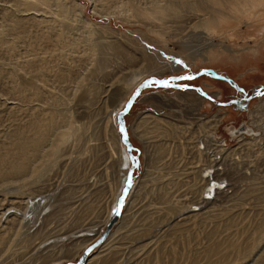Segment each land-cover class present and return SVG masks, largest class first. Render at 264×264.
<instances>
[{"label": "rangeland", "instance_id": "374dc122", "mask_svg": "<svg viewBox=\"0 0 264 264\" xmlns=\"http://www.w3.org/2000/svg\"><path fill=\"white\" fill-rule=\"evenodd\" d=\"M25 1L0 0V28L19 16L14 8L23 7L24 5L19 3ZM77 2L83 5L81 10L84 16L103 24L107 22L110 28L101 29L100 35L111 41L110 45L117 47L104 56L97 57L99 59L96 63L105 67L100 73H91L95 65L85 59L86 56L74 59L62 57L59 53L61 43L55 38L44 39L34 51L31 75L42 78L44 82L46 80L48 85L42 88L39 94H33L30 90L28 93H19L13 86L16 82L15 71L9 61L13 59V30L5 26L4 32L0 34V167H9L20 150L17 141L13 144L14 132H17L15 130L18 127L19 132H24L29 139H34L37 135L33 128L36 120L47 123L53 118L54 125L57 122L66 124L63 120L66 110L71 112L69 121H73L75 125L80 123L87 126L81 136L75 139L71 137L63 148L48 157L50 145L58 138V132L50 131L43 145L44 149H41L43 152H39L37 160H33L34 164L28 169V178L20 176L18 179L16 177L17 180L0 183L1 212L21 203L16 206L19 209L20 205H26L25 201L27 203L32 196L36 199L45 196L48 204L52 205L45 212L44 221L26 219L29 207L21 206V221L23 226L26 223L27 227L24 226L25 232L20 230L21 233L13 235L10 246L0 255V264L77 261L80 255L61 261L52 259L59 257L57 254L60 255L58 252L61 247L65 250L77 243L71 233L81 228L98 227L105 219L109 221L114 211L111 209L116 201L114 197L119 195L115 196V193L122 187L121 184L118 188L121 171L115 151L124 147L116 128L117 112L110 119V110L114 107H117V111L121 109L134 87L146 77L165 78L171 75L195 74L201 69L210 68L217 74L231 79L247 94L258 86H264V14L257 9L238 22L228 20L229 22L219 27L209 20V28L200 24L197 16L199 12H196L190 17L189 25L177 35H174L178 30L176 25L171 26L170 22L164 30L165 35H157L143 22L140 24L138 19L128 18V14L116 10L115 13L105 14L106 18H101L93 13L92 0ZM49 5L55 9L56 0H51ZM68 6L73 7L72 4ZM31 7L33 8V5ZM205 13L207 14L204 16L211 19L210 12ZM205 13L202 11L200 14ZM40 15L50 14L40 12ZM33 27H27L29 32L25 28L26 32L21 34L20 42L18 41L14 48L20 58L24 57L26 46L32 41L30 36L35 34L36 28ZM211 27H215V30ZM44 60L46 61L41 63ZM172 61L174 65L170 67ZM147 65L153 67L147 70ZM82 73H85V79L81 86L76 87L74 77ZM17 74L20 83L26 85L28 82L24 80H28L30 75L24 76L19 71ZM178 83L199 87L210 98L202 96L192 87L170 89L150 86L140 90L124 114L128 139L134 148L132 152H138L139 159L137 167L133 169L131 192L122 204L123 218L114 225V228L119 225L120 230L118 229V233L112 237L113 242L115 240L114 243H118V246L113 245L115 247L112 250L116 252L117 258L112 264H264V230H258L264 219V140L260 142L261 149L258 150L255 144L245 142L256 136L238 135L233 131L244 124L251 127L252 118L248 110L259 103L264 97V92L259 98H251L246 109L239 110L231 104H219L238 99L242 95L225 80L206 73ZM215 113L219 115V122L214 136L206 131L208 134L203 138V143L213 147V141L218 140L224 145L222 147L227 148L218 154H215L217 149L214 147V150H209L211 159L213 154L218 155L216 164H213L217 166L215 173H218V167L224 166L219 177H224L226 181H222L224 183L220 185L218 194L214 195L215 189L213 190L210 203L200 199L197 203L201 208H195L193 202L195 199L197 201L198 196L195 198L197 194L188 188L186 174L182 173L183 169L197 164L195 156V159H192V155L186 152L190 144L187 138L189 131L195 134L194 137L204 136L200 133L202 130L198 124ZM142 117L147 122H152L155 118L161 119L160 122L164 126H174L179 130H174L175 133L172 132L171 137H152L153 141L159 138L165 145V155L163 153L159 162L156 159L155 162L158 163L154 165L163 169L151 175L155 179L148 181L144 190L141 189V180L148 168L146 149L149 145L145 147L140 136L143 129ZM262 121L264 124V117ZM145 127L148 129V133L145 129L147 137L161 131L152 133V128L156 127L155 122L145 123ZM241 137L246 139L241 141ZM155 141L158 142L157 139ZM230 150L233 155L229 153ZM43 159H48L47 166L40 168ZM169 161L171 164L175 162V165H171ZM187 161H194V164L190 165ZM168 171L174 172L176 176L169 179ZM173 181H176L175 184ZM259 194L263 197L260 198ZM189 201H192V204ZM22 212H25V215ZM6 217L0 218V231L5 228L6 223H15L13 216ZM105 225L101 227L96 238ZM22 232L30 238L28 242L32 239L30 236L34 237L28 248L21 245L20 239L24 236ZM57 238L59 241L53 243V239ZM46 240V246L41 244L42 248H37L40 241ZM209 242L219 243L222 254L204 256L203 248L210 245ZM100 247H95L91 255L98 253ZM105 253L102 251L99 260ZM47 254H50L48 260L45 259ZM95 263L99 264L98 261L89 264Z\"/></svg>", "mask_w": 264, "mask_h": 264}, {"label": "bare ground", "instance_id": "6f19581e", "mask_svg": "<svg viewBox=\"0 0 264 264\" xmlns=\"http://www.w3.org/2000/svg\"><path fill=\"white\" fill-rule=\"evenodd\" d=\"M50 1L51 0H26L24 3H19V5L20 4L24 5L23 7L16 6L14 8L19 13V16L15 17L14 20H10V21L6 22V24L0 28V34H2L4 32L5 26H9L10 30H13V41H12L13 59L9 60V61L11 62V66L13 67V70L15 71L16 82H14L13 86H15L16 91L19 93L22 91H23V93H25V92L28 93V90H30V91H32L33 94H36V93L39 94L40 90L48 85V84L46 85L45 76H43L44 80H45V82H44L42 78L38 79L37 77L31 75L32 65H34V61H33V57L35 56L34 51L36 50L39 42L44 40V39H53V38L57 39L62 45V48L59 51V53L61 54L60 56H62V57H65L67 59H74V58H82L79 56H86L84 58L93 62L92 64L95 65L91 69V73H96V72L100 73L105 69V67L96 63L99 59L97 57L104 56L108 51L114 50V48L117 49L116 45H110L111 41L106 40L104 37H102L100 35L101 29L104 30L107 28V30H108V28H110V26L108 24H106L107 22H104V24H103V23H100L98 21L92 20L88 16H84L82 13V10H81V7L83 5H81V3H78L77 0H56L57 5H56L55 9H52L50 7V5H49ZM92 1H93V7H92L93 13H96L101 18H106L107 16L105 14L115 13L117 10L118 12H121L125 15L128 14V16H130L128 18L138 19V22L140 24L143 22L146 26H148L157 35H160L161 33L163 35H165L166 32L164 30L166 29V27H167L166 25L168 22H170L171 26L176 25V28L178 30L174 33V35H177L178 32L181 31V29L183 30V28H185L186 26L189 25V20H191L190 17L192 15H194V13H196V12H199L197 14V16H199L198 20H200V24L206 25L207 27H208L209 20H211V23L214 22V24L217 25L218 27L223 23L229 22L228 20H235L238 22L239 20H241L242 18L246 17L251 12H253L255 9H257L259 12L264 14V0H92ZM69 4H72L73 7L72 8L69 7L68 6ZM31 5H33V8L31 7ZM37 7H39V8H37ZM212 7H216V8H212ZM202 11H204V13H205V11H209L210 12L209 17L211 19H208L204 16L207 13L200 14ZM40 12H44V13H47L50 15H40ZM73 14H74V17H73ZM108 17H109V15H108ZM121 19L123 20L124 18H121ZM262 21L264 22V16L262 18ZM34 22H36V23L35 24H29V23H34ZM31 26L32 27L34 26L36 28L35 34L30 36L32 41L31 42L27 41L29 43H28V47L26 46L25 55L23 58H20L19 56L16 55L14 48L18 45V41L21 38V34L24 35L23 33L26 32L25 28L31 27ZM28 29L29 28H27V32H29ZM211 29L215 30V27H211ZM105 31H104V33H105ZM112 31L110 34H112ZM32 32H33V30H32ZM107 33H108V31H107ZM231 34H233V33H231ZM21 41H23V40H21ZM45 61L46 60H44L41 63H44ZM3 64H4V62H3ZM150 65H147V67H145V68L147 70H149L150 68L153 67V66L150 67ZM169 65H170V67L173 66L174 65L173 61ZM24 67H26V68H24ZM17 71H19L20 74H22L24 76L28 75V74L30 75L28 77V80H24V81L28 82L26 85H22L20 83V81L18 80ZM144 74H145V72H144ZM22 78H23V76H22ZM84 79H85V73L79 74L76 77H74L76 87L81 86ZM134 79H135L134 81H136V78H134ZM28 86H29V88H28ZM25 95L28 96V94H25ZM69 112H68V110H66V113H65L64 118H63V120L66 124H62V123L57 122L56 125H54V123H53L54 119L53 118H50V120L47 123H44L43 120L42 121L36 120L35 122L33 121L35 123V127H33V128L37 134L34 139H29L24 132H19L18 129H20V128L17 126L18 129L15 130L17 132H14L13 144L17 141V145L19 147L18 149H20V150H19V152H17L18 154L16 153L17 154L16 158L14 160H12L9 167H6L5 165H2L0 167V179H1L0 183L1 182H7L9 180L10 181L17 180L18 177H20V176H22L20 178H25V179L28 178V176H29V174L27 173L28 169H30V167H32V165L34 164L33 160H35V159L37 160V156H38L39 152L40 151L43 152V150H41V149H44L43 145L46 143L47 137L49 136L48 133L50 131L58 132V138L56 139L55 143H52L50 145V149L48 151L49 155L47 154L48 157L50 155L56 154L61 149V147L65 144V142H67L71 137L73 139H75V138L81 136L82 132H84L86 130L87 126H85V124H80V123L75 125L72 123L73 121L72 122L69 121V117H71V116H69ZM115 112H117V107L116 108L114 107L112 110H110V114H109L110 119H112V117H114ZM70 114H71V112H70ZM111 114L113 116H111ZM248 114L252 118V120H250V124H251L252 128L249 127L248 125L244 124V126H245L244 131L242 129H238V128H234L233 131L238 135L242 134L243 136L244 135L256 136V137H252L254 139H249L245 142L248 144L253 143L252 145L255 144L254 146H256L259 150V148L261 149L260 142L264 140V124L262 121V117H264V97L259 100V103H257L253 109L248 110ZM143 119H144V117H142V120ZM160 120L161 119L155 118L154 120H152V122H147L146 120H143V122L141 121V125L143 126V129H142V132H140V136H141L142 142L144 143L145 147H147L149 145V148L146 149V151H147L146 155H148V157H147L148 158V161H147V167L148 168L144 174V178L141 180V183H142L141 189L143 188V190L146 188L148 181L155 179L152 176L155 173L162 171V169H163L161 167L159 168L158 166H154V165H155V163L159 162L163 153L165 155V147H164L165 145H164V143H162V141L161 142L159 141V138H155V140L157 139L158 142H156L155 140L153 141L154 138H152V137H160V136L161 137H171L170 136L171 133L172 132H173L172 134L175 133L174 130L179 131L174 126H173V128L164 126L160 122ZM109 121L111 122V120H109ZM153 122H155L156 127L152 128V133L156 132V130H161V131H159L158 133H156L155 135H153L151 137H150V135H148L149 137H147L146 135L148 133V129L145 127V123H153ZM218 122H219V115L215 113V114L211 115L210 118L207 117L205 120L202 119V121H200L198 124L199 129L203 131V132L200 131V133L204 134V136L201 135L202 137H199L197 135L196 137H194L195 134L193 135V133H191V131H189L190 135L188 134L189 138H187V139H189L191 145L189 144V148H187L188 150H186V152L188 151L189 155H192V159L196 158L195 162H197V164L195 163L196 166H192V167H188V168L183 169L182 173L186 174L185 177H187L186 183L188 184V188L191 190V192H195V194H197L195 196V198L198 196L197 201L195 199V201L193 202V203H195L193 205L195 208H198L200 206V204L197 203L200 199L208 200L207 202L210 203L211 201H209V199L213 195V190L215 189L214 195L216 193L218 194L219 190H221L220 185H222L224 183L222 181L225 180L224 177H219L220 170H223L224 166L218 167V173H215V168H217V166H215L213 164H216L215 159H217L216 157L218 155L215 156L213 154L212 159H211V157L209 155V153H210L209 150H214L216 148L217 152L215 151V154H218L219 151H223L225 149L227 150V148L222 147L224 145H222L221 142L218 140L213 141L212 146L214 147V149H213V147H210L209 145H204V143H203V138L205 136H207L208 133H210L211 136H214L215 129H216ZM22 125L23 124H21V127H22ZM208 126H210V128ZM145 129L147 130V133H146ZM259 130L262 131V133ZM23 131H24V129H23ZM206 131H208L207 134H206ZM192 132H193V130H192ZM145 139H146V141H145ZM187 139H186V141H187ZM245 139L246 138L241 137V141H243ZM149 142L151 144H147ZM246 143H245V145H247ZM215 144H218V145H215ZM241 146H242V144H241ZM123 148L120 147L115 151V153H117V156H118V161H119V166H120L119 169L121 171L120 176H119L118 188L120 187L121 184H123V181L126 177V173H127V170L129 168V163H130L129 158H128V156L125 153ZM233 150H234V148H233ZM260 151H262V150H260ZM229 153L232 154L233 153L232 150H230ZM204 155H206L205 158H204ZM194 156H195V158H194ZM213 157H215V158L213 159ZM48 159H43V161L41 162V165L39 167L40 168H43L44 166L46 167L47 166L46 162H48ZM156 159H158V162H155ZM169 163L171 164L170 161H169ZM174 163H172V164H174ZM187 163H189L190 165H193L194 161L193 162L187 161ZM168 169H170V167ZM164 170H166V169H164ZM133 172L134 171H132V175H133ZM40 174L41 173L39 172V175ZM168 175H169V179L172 178V176H174V175L176 176V174L172 171H168ZM37 176H38V174H37ZM16 177H17V179H16ZM148 178H151V179H148ZM33 179H35V177ZM175 182L176 181H173L174 184H175ZM23 184H24V182H23ZM27 184H29V183H27ZM163 185H164V183H163ZM131 187L128 190L127 195L125 196L124 201L126 200L128 193L131 192L130 191ZM186 187H185V189H186ZM164 191H166V189ZM119 192H120V190L118 189V192L115 193V196L117 194H119ZM259 196H261L260 198L263 197V195H261V194H259ZM26 197H28V196H26ZM47 198H48V195H47ZM190 198H194V197H190ZM35 199L36 198L32 196V198L30 197L27 200V203L24 200L26 205H24V203L22 205L26 206V208L29 207V210L27 209L28 211L26 212V215L24 214L25 212L24 213L22 212V213L26 216V219H28V220L29 219L30 220H33V219L34 220L35 219L36 220H39V219L43 220L44 219L43 217L46 214L45 212L52 205L50 206L48 204V200L46 199L45 196H42L41 198L36 199V200ZM114 199H116V197H114ZM190 203L192 204V201ZM19 204H21V203H19ZM19 204H16L15 207L13 206L14 208L10 207L3 212L0 211L1 212L0 213L1 219H2V217H6L5 214L9 211L8 214H6L7 217L13 216L14 217L13 219L15 221V223H12V222L6 223L5 228L0 231V255L6 248H8L10 246L13 235H17L19 232L21 233V231L25 232L24 229H25V227H27V226H25L26 223H25V225H24L25 227H24L22 224L23 222L21 221L22 216L19 212V209L21 208L22 205H20L19 209L16 207ZM114 205H115V201L111 207L112 210L114 209ZM26 208H25V210H26ZM200 208H201V206H200ZM9 209H13V211L12 210L10 211ZM44 209H46V210L43 212ZM121 209H123V207ZM172 210H174V208ZM121 212L122 211H120L119 217L116 219V221L112 225H110V227L107 229V233H106L104 239L96 245V249L101 246L100 251L98 253L91 255L93 252V249H94L93 248L90 252L86 253L85 255L83 254L84 249L93 242L92 240H94L96 238L97 234H99V232L101 230V227H103L106 224L108 219H105L104 222L101 225H99L98 227L93 228V226H92V227L81 228V229H78L77 231H74L73 233H71L70 234V235H72L71 237L72 238L74 237L77 243H75L74 246H72L71 248H67L65 250H64V248L61 247V250L58 252V253H60V255L57 254V256H59V257L53 258V259L51 258V259L52 260L56 259L58 261H61L64 259H70L71 257H75L77 255H80L79 257H82V259H84L82 264H89V263H93L95 261H98L99 264H112L117 258L116 252L112 250V249H114L113 247H115L113 245L116 244V243H114L115 240L113 242L112 237L116 234V232L118 233V231L120 230L119 225H117L116 228H114V225L118 220H120V218H123V217H121ZM197 212H198V210H197ZM45 218H46V215H45ZM110 219H109V221H110ZM28 227H30V226H28ZM106 228H107V224L105 225V228L103 229V231ZM113 228H114V230H113ZM258 230L260 232H262L264 230V219H263V223L262 224L260 223V227ZM26 231H27V229H26ZM23 232H22V234H24ZM142 232H144V231H142ZM31 234H32V232H31ZM258 234H260V233H258ZM18 237L19 236H17V238ZM22 237L23 238L20 239L21 243H22L21 244L22 247L28 248L30 246L29 243H31L32 240L34 239L33 235L30 236L32 238L30 242H28L30 238H28L26 233ZM62 238H61V241H63V239H64V238L63 239ZM66 238H68V237H66ZM114 239H116V238L114 237ZM43 240H44V238H43ZM208 240H210V239H208ZM58 241H59V238H57L56 240L53 239L52 242L57 243ZM46 242H47V240L46 241H40L39 244L37 245V248H39L40 246L42 248V245L46 246L45 245ZM116 242H117V240H116ZM53 243H52V245H53ZM227 243H229L230 245L232 244V242H227ZM28 244H29V246H28ZM117 244H116V246H118ZM209 244L210 245L203 248L204 256L211 257L212 255L218 254V256H219L220 254H222V253H220L222 250L220 249L219 243H215V242L210 243L209 242ZM16 245L17 244H15L14 246L16 247ZM50 246H51V242H50ZM101 248H102V250H101ZM221 248H223V247L221 246ZM102 251L106 252V253L103 254V258L99 260V256L102 254ZM116 251H119V250H116ZM49 255L47 254L45 256V259L48 260L50 258ZM79 257H78L77 261H65V262L78 263ZM118 258H119V256H118ZM65 262L52 263V261H51L52 264H63ZM119 262H120V260H119ZM168 262H169V259H168Z\"/></svg>", "mask_w": 264, "mask_h": 264}, {"label": "water", "instance_id": "95a60500", "mask_svg": "<svg viewBox=\"0 0 264 264\" xmlns=\"http://www.w3.org/2000/svg\"><path fill=\"white\" fill-rule=\"evenodd\" d=\"M206 73L209 74L210 76L214 77V78L222 79V80H225L226 82L232 84L234 86V88L242 94L241 97L238 99H230V100L223 102V103L219 102V104H222V105L231 104L236 109L244 110L247 108V103L251 98L258 97L261 93L264 92V86H258L257 89H254V91L247 94L244 90L241 91L242 88L235 85L231 79H229L226 76H222L220 74H217L214 70H212L210 68L201 69L195 74L194 73H186L184 75H171V76H168L165 78L150 76V77H146V79H144L143 81L138 83L134 87V89L132 90L131 94L129 95L128 99L124 103L123 107L117 111V114L115 116V119L117 121L116 128H117V132L119 134L120 142L124 146V151L129 158V162H130L129 168L127 170L126 177H125L123 184H122V187L120 189V193L116 198L115 205H114V212L111 215L110 221L107 223V228L96 238L95 241H93L90 245H88L84 249V252H83L84 255L86 253L90 252L93 248L96 247V245L98 243H100L104 239V237L107 233V229L119 217L124 198L127 195V192L130 189V186L132 183V171L138 165V152H136L135 154L132 153V150H134V148L128 139V133H127L125 122H124V114H126V112L129 110L130 105L134 101L135 97L138 95L140 90L145 89V88L150 87V86L163 87V88H174V89L192 87V86H189L187 84L178 83V82L181 80H185V79H192L194 77H197L201 74H206ZM165 81L168 82L167 87L164 86L163 82H165ZM192 88L196 89L202 96H204L206 98H210L206 93L201 91V89L199 87H192ZM238 129L244 130V126L241 125L238 127ZM83 260L84 259H82V257H79L78 263L65 262L63 264H82Z\"/></svg>", "mask_w": 264, "mask_h": 264}, {"label": "snow or ice", "instance_id": "6c2138e0", "mask_svg": "<svg viewBox=\"0 0 264 264\" xmlns=\"http://www.w3.org/2000/svg\"><path fill=\"white\" fill-rule=\"evenodd\" d=\"M164 83V86L167 87L168 86V82H163ZM241 91H243V89H241Z\"/></svg>", "mask_w": 264, "mask_h": 264}]
</instances>
